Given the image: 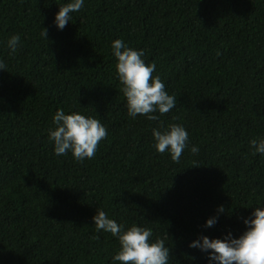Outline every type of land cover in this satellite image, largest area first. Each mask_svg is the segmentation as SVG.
<instances>
[{"label": "trees", "instance_id": "16d2710c", "mask_svg": "<svg viewBox=\"0 0 264 264\" xmlns=\"http://www.w3.org/2000/svg\"><path fill=\"white\" fill-rule=\"evenodd\" d=\"M67 2L0 0V264H112L119 242L96 231L97 209L151 228L169 264H208L189 243L238 238L264 202V157L249 146L264 137V0H85L60 31L53 19ZM118 38L144 50L177 98L159 121L127 115ZM58 109L106 127L92 159L54 154ZM161 123L183 125L199 153L186 148L177 163L156 152Z\"/></svg>", "mask_w": 264, "mask_h": 264}, {"label": "clouds", "instance_id": "9594fccd", "mask_svg": "<svg viewBox=\"0 0 264 264\" xmlns=\"http://www.w3.org/2000/svg\"><path fill=\"white\" fill-rule=\"evenodd\" d=\"M84 6L85 0H68L59 6L53 25L62 31L71 21V14ZM41 36L48 39L47 28H43ZM20 43L19 34L7 39L10 54L17 51ZM111 49L116 58L120 91L126 98L127 115L132 119L142 115L149 121H159L160 116L176 106L177 98L165 90V84L158 75H153L156 64L146 63L144 50L130 47L123 39L113 40ZM4 69L5 63L0 60V70ZM52 123L54 127L49 128L48 139L54 145V154L59 157L70 153L76 162L92 159L99 142L107 135V129L100 120L79 111L66 113L58 109ZM152 136L155 151L161 154L168 152L174 162L180 161L186 148L194 155L199 153L198 146L190 145L189 133L181 124L164 127L161 123L152 129ZM249 146L252 155L264 157V137L253 138ZM217 212L223 214L224 206H218ZM242 219L246 230L238 238L231 231L223 239L202 235L191 241L189 247L207 253L208 264H264V202L258 201L251 214ZM92 220L98 233H110L118 239L119 250L112 256V264H169L170 249L165 239H152L151 228L133 224L125 229L101 209H97ZM217 222L218 216H213L206 220L204 226L210 228Z\"/></svg>", "mask_w": 264, "mask_h": 264}]
</instances>
